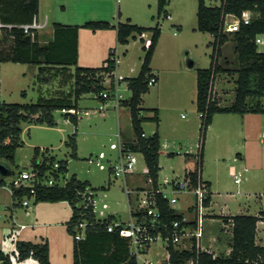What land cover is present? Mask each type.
Instances as JSON below:
<instances>
[{
  "label": "rangeland",
  "instance_id": "1",
  "mask_svg": "<svg viewBox=\"0 0 264 264\" xmlns=\"http://www.w3.org/2000/svg\"><path fill=\"white\" fill-rule=\"evenodd\" d=\"M203 1L206 6H215L220 3V0ZM197 5L198 0H167L158 15L157 0H42L41 14L46 13L48 17L47 26L39 32L42 42L52 36L53 23L82 25L89 20L105 19L116 24L119 13L122 21L130 17L138 25L145 27L158 25L160 27L161 33L155 57L159 82L149 87L148 92L142 96L140 104L141 116L144 118L152 116V108L159 111L161 119L159 128L162 133L158 159L159 179L165 175L171 176L172 171L181 174L186 166L191 168L194 159L186 158L184 151L196 150V144L199 141L200 118L195 106L196 76L197 69L210 66L212 48L209 43L213 37L208 32L197 30ZM167 15L171 17L167 18ZM78 34V66L100 67L107 57L108 48L104 54L105 47H108V43H112L111 47H117L120 52L119 70L133 67L137 71L139 68L143 57V42L138 39L130 40L129 46L123 47L114 39L101 37L97 32L84 27L79 28ZM259 38L262 39V43L258 44V47L264 52V34ZM147 42L146 38L144 43L147 44ZM9 43L8 41L7 44ZM125 48H128L127 52L121 51ZM190 60L193 62L192 66L188 65ZM217 63L221 68H228V70L236 67L231 34H229L228 42L221 48ZM0 72L4 74L6 85L9 86L4 100L0 98V101L4 102L32 103L36 102L40 95L44 97L65 96V92L73 88V79L68 78V72L62 70L45 71L43 76L49 81L44 83L37 81L36 65L7 62L0 65ZM235 77L236 74L233 71L215 74L212 93L221 105L232 101ZM122 93L126 98L130 96L128 90ZM112 103V100L108 102L107 109L103 113L81 114L76 127L66 121L61 112H55L56 125L53 127L22 124V144L15 151L13 171L17 172V169L23 170L29 167L34 147H51L57 156L56 159L67 160V177L75 174L81 180H88L92 187H106V189L96 191L97 206L100 207L105 202L108 205V211L115 213L118 220H126L128 211L125 194L121 188L122 179L114 178L107 169L101 170L95 163L87 161L89 156H95L100 151L114 156L115 152L109 150V144L116 141L117 125L124 137L134 136L128 107L121 106L117 116ZM98 105L99 102L92 93L84 94L79 100L82 111L97 109ZM236 116L228 118L220 114L215 117L211 131L210 126L206 131L201 170L203 179H208L213 185L212 189L215 192L213 212L215 213L223 208L224 211L235 214L239 213V208L242 207H244L243 212L253 213L258 205L257 202L260 201L259 198L264 204V139L262 143L260 142L261 144L252 143L251 147L248 144L245 148H241L242 139L238 130L242 118L239 115ZM261 116L252 122L255 130L264 126V121H262L264 115ZM142 128L149 135L155 131L157 125L150 120H145ZM75 129L76 157H70V147L65 144V141ZM164 142L167 143L166 148L162 146ZM168 152L174 154L168 155ZM237 153H241L245 161L242 162L237 157ZM143 164V159L139 157L138 170L142 169ZM230 165H234L236 171L241 174L238 184L234 182L233 176L229 173ZM244 167L247 168L246 172L242 171ZM12 178V175L0 176L6 184L10 183ZM192 201V194L181 195L179 206L184 209ZM12 202L9 189L0 186V237L1 229L5 231L12 221L10 217L12 208L15 210L14 216L18 223L31 224L33 222V211L38 203L31 204L30 214L25 216L23 208L19 204L13 205ZM52 204L39 202L38 216L40 218L34 223L45 222L49 225L53 218L44 217L52 214L55 221H62V225L60 222V227L44 225L31 228L28 226L18 235L17 240L27 239L37 242L41 238L48 239V235H51L52 257H57L59 264H71L72 241L64 225L71 215V208L66 201ZM212 218L215 219H205L203 224L206 234L208 232L219 233L223 225L219 217ZM5 238L8 237L5 236ZM63 239H65L64 244ZM226 239L227 236L224 235L220 251L227 250ZM1 245L8 250L9 245L6 244L7 248L3 243ZM166 256L167 251L160 243L153 245L145 255L152 264H167Z\"/></svg>",
  "mask_w": 264,
  "mask_h": 264
},
{
  "label": "trees",
  "instance_id": "2",
  "mask_svg": "<svg viewBox=\"0 0 264 264\" xmlns=\"http://www.w3.org/2000/svg\"><path fill=\"white\" fill-rule=\"evenodd\" d=\"M166 3L167 0H157L158 15ZM5 7L0 6V22L3 25L1 26L0 62L38 66V82L48 81V78L43 76L47 70L66 71L68 72L67 77L73 79V88L68 89L65 96L44 97L40 95L36 102L32 103L0 101V159L14 165L15 151L22 144V124L53 127L56 125L54 114L59 111L76 127L78 116L63 112V110L79 109V100L82 95L98 94L105 88L102 84V74L112 72L115 64L108 53L100 67L77 65L80 27L92 31L115 27L117 43L121 45L128 44L130 40L136 39V36L141 33L150 32L149 44L142 46L143 57L137 74L126 78L130 96L121 100V105L127 106L129 109L135 136L132 141H123L124 145L142 155L149 168L153 184L156 185L160 155L158 131L156 128L152 134H146V136L141 134L144 133L142 123L145 120L158 124V113L157 109L152 108V116L144 118L141 116L140 104L142 95L149 90L147 81L153 75L150 62L161 33L160 27L158 25L144 27L132 23L129 18L123 22H117L116 25L103 19L89 20L82 25L53 23L52 38L41 43L38 41L36 31H34L32 39L20 27L21 24L32 22L38 12V0H28L22 9L8 10ZM244 10L250 12V23L241 24L237 31H225L224 16L226 14L240 16ZM196 16L197 30L208 32L213 37L209 43L212 48L210 66L197 69L196 76L195 106L197 113L200 114V149L196 168L199 167L201 171L206 131L215 114H264V52L258 51L255 42L258 34H264V0H220L219 5L215 6H206L203 0H198ZM9 24L12 26H5ZM229 34L233 40V51L237 63L232 70L221 68L217 63L222 46L229 40ZM8 41L9 44H7ZM72 66L73 68H71ZM223 71H233L236 74L233 99L225 105H221L212 93L214 76ZM75 137L76 129L68 135L65 141V144L70 147V157H76ZM172 154L174 153H168V155ZM38 158L41 159L40 163H37ZM54 161L59 164L58 172L65 174L67 160L56 159L50 155L48 148L34 147L30 165L38 170L40 176L52 169ZM20 171L18 170V172ZM186 176L190 178V187H193L196 171H188ZM3 184L4 181L0 179V186ZM10 187L14 204L18 205L23 196L30 195L28 188L16 187L13 182L10 183ZM86 187H90L94 191L106 189L104 186L92 187L87 180H80L75 174H71L64 186H37L34 203L67 201L72 208V213L66 222V229L72 236L76 232V222L85 219L89 223L83 239L73 238V264H137L135 257L130 254L127 240L121 237L118 231L109 232L106 229V224L113 220L114 216L110 215L103 222H97L90 208L85 209L77 206L82 198L80 193ZM15 200L17 202H14ZM208 201L209 198L205 201V206ZM158 205L164 222L174 219L182 220V215L169 207L167 201L160 196H158ZM230 219L232 236L228 256H214L212 253L198 249L195 243L189 249H179L170 244L167 247L168 264H188L189 261H192V264H264V246L258 245L255 241L256 223L259 218L254 215L238 214L231 216ZM183 224L184 222H182ZM27 258H34L39 264H50L48 242L46 240L40 243L16 240L14 248L9 252L4 251L0 246V264H23L22 262Z\"/></svg>",
  "mask_w": 264,
  "mask_h": 264
},
{
  "label": "built area",
  "instance_id": "3",
  "mask_svg": "<svg viewBox=\"0 0 264 264\" xmlns=\"http://www.w3.org/2000/svg\"><path fill=\"white\" fill-rule=\"evenodd\" d=\"M169 18V15H167ZM230 20V22H228ZM250 23V12L244 10L240 16H234L232 14H226L224 16V30L225 31H237L241 24ZM1 26H3L1 24ZM43 26L40 23V19L33 18L31 23L21 24L20 27L23 31L30 35L33 39L34 31L37 32ZM136 39L143 41L146 39V35L141 33L136 36ZM150 37L148 38L147 44L143 42L142 46L149 44ZM256 44L262 43L259 36L255 38ZM121 45V44H119ZM110 59L113 60L115 67L112 72L103 73L102 84L105 87L98 94H93L94 98L98 100L99 105L97 109L81 110V109H68L63 112H69L76 114L78 118L81 114L89 113H103L107 109V104L110 100L113 101L112 107L118 109L121 106V100L125 99L122 91L128 90L127 77L122 74L119 70V50L117 47L109 49ZM106 65V63H105ZM133 67H130V71H133ZM135 76V75H134ZM157 82L156 74L149 78L147 81L148 87L155 85ZM200 116V114H198ZM69 121L68 118H65ZM70 122V121H69ZM142 136H146V133H142ZM116 141L109 144V150L114 151V156L106 154L100 151L95 156H89L87 161L89 163H95L99 169H107L114 178H121L123 180V191L126 195L128 204V218L126 220H118L114 218L106 224V229L109 232L118 231L121 237H124L128 242L130 254L135 257L137 264H152V262L145 257L150 251L151 247L157 243H160L163 248L167 251V247L170 244L177 245L181 244L183 249L190 247L193 243L198 248L199 240L203 233V216L205 209V201L210 196L209 186L202 180L200 168H196L197 156L200 149V142L196 145V151L194 152V167L192 170H186L181 175L176 174L172 171V175H165L161 179H157L156 185L153 184V180L149 175V168L144 164L141 170H138L137 164L139 157L142 155L139 152L133 151L124 145V142L120 138L119 132L115 134ZM169 153V152H168ZM185 154L188 151L184 152ZM41 159L38 158L37 163H40ZM59 164L54 161L52 169L46 171L42 176L39 175L38 170L29 165L28 168L21 170L15 176L13 183L16 187H24L29 189L30 195L23 196L20 200L19 205L23 208L25 216L30 214V205L34 203L35 188L37 186H64L67 182L66 173L62 174L58 172ZM196 171L195 185L190 187V178L186 176V172ZM54 172V173H53ZM140 173L144 178V186L130 188L126 182V178L130 175ZM230 174L234 178L235 183L240 182L241 174L234 168H231ZM81 194V200L77 203L78 207L90 208L97 222H103L104 219L108 218L111 212L108 211V205L104 202L97 206V193L90 187H86ZM182 194H192L193 201L191 203L194 212V224L192 226L182 225L186 219L182 220L174 219L170 222H164L161 217V212L158 205V196L166 200L169 207L178 201V198ZM133 198L134 203L131 202ZM87 220L83 219L75 223V234L74 239L80 240L85 236V231L88 226ZM27 224H18L17 228L12 230L9 234L10 239V251L14 248V243L17 240L19 232L24 229ZM8 252V251H7ZM168 251L166 261L168 260ZM142 261V262H141ZM168 264V262H167ZM192 264V261H189Z\"/></svg>",
  "mask_w": 264,
  "mask_h": 264
},
{
  "label": "crops",
  "instance_id": "4",
  "mask_svg": "<svg viewBox=\"0 0 264 264\" xmlns=\"http://www.w3.org/2000/svg\"><path fill=\"white\" fill-rule=\"evenodd\" d=\"M27 1L28 0H0V6L1 7H5V8H7L8 10H15V9H22L24 6H25V4L27 3ZM41 5H42V0H38V12H37V14H36V18L37 19H40V23H42L43 24V26L40 28V29H38L37 30V34H38V41L39 42H41V43H45V42H47V41H49L51 38H52V36L51 37H48L47 38V40L46 41H44V42H42L41 40H40V30H42L43 28H45V26H47V24H48V17H47V14L46 13H44L43 15L41 14ZM171 16L169 15V18H170ZM121 18V15H120V13H119V15H118V21L117 22H123V21H125V20H123L122 21V19H120ZM127 18H129L130 20H131V22L132 23H134L132 20V18H130V17H126L125 19H127ZM105 20V19H104ZM110 22V21H109ZM111 23V22H110ZM1 22H0V40H1V38H2V30H1ZM62 24V23H61ZM112 25H116V24H113V23H111ZM135 24H137V23H135ZM5 26H7V27H11L12 25L11 24H9V25H5ZM142 26V25H141ZM145 27V26H144ZM95 32H97L98 34H99V36H101V37H107V38H109L110 37V39L112 38V39H114L116 42H117V38H116V34H117V31H116V28L115 27H111V28H108V29H99V30H96ZM52 33H53V28H52ZM78 33H79V31H78ZM101 33V34H100ZM97 34V35H98ZM145 35H146V38L148 39L149 37H150V32H145L144 33ZM260 35H262V34H258L257 36H260ZM109 39V40H110ZM145 41V39L142 41V42H144ZM261 41H262V39H261ZM130 42V41H129ZM228 42V41H227ZM111 44L112 43H108V47H105V51H104V54H106V49L108 48V50L110 49V48H112L111 47ZM118 44V43H117ZM258 44H260V43H258ZM258 44H257V46H258ZM121 46H123V47H127V46H129V43L128 44H125V45H121ZM156 49H157V45H156V47H155V50H154V53H153V56H152V59H151V62H150V68H151V70H152V72L153 73H155L156 74V77H157V82H156V84L155 85H157L158 84V82H159V73H158V69H157V67L155 66V57H156ZM123 50H125L126 52L128 51V48H125V49H122L121 51H123ZM143 51V50H142ZM258 51H261V49L258 47ZM261 52H263V51H261ZM108 54V53H107ZM78 59H79V34H78ZM78 61V60H77ZM4 63H7V62H0V65L1 64H4ZM140 64H141V62H140ZM81 67V66H80ZM83 67V66H82ZM84 67H86V66H84ZM71 68H73V66L71 67ZM139 68H140V65H139ZM139 68L137 69V71H136V69H134L133 71H130V67L128 68V69H122V70H120V72L122 73V74H124V75H126V76H134L135 74H137V72H138V70H139ZM37 69H38V66H37ZM0 98H3V100H4V96H5V94H6V92H7V88L9 87H7V85H6V79H5V76H4V74H2L1 72H0ZM235 74V73H234ZM236 78V77H235ZM235 80V79H234ZM49 81V80H48ZM44 82H46L45 80H42L41 82H39V83H44ZM146 94V93H145ZM144 95V94H143ZM142 95V96H143ZM83 96V95H82ZM81 96V97H82ZM216 98V97H215ZM1 100V99H0ZM9 103V102H8ZM121 106H123V105H121ZM120 106V107H121ZM120 107L116 110V109H113L115 112H116V114H117V116H118V114H119V109H120ZM79 109H81V107L79 106ZM82 110V109H81ZM59 112V111H58ZM157 113H158V124H157V131H158V135H159V140H161V135H162V133H161V131H160V128H159V123L161 122V119H160V117H159V111H158V109H157ZM220 114H224L225 116H227L228 118H234V117H237L236 115H239V114H234V113H217V114H215L214 116H213V118H212V122H211V124L209 125L210 126V131H211V127H212V124H213V122L215 121V117H218ZM130 115V114H129ZM261 115H264V114H259V113H246V114H244V115H239L241 118H242V121H241V126H240V128H239V130H238V134H239V136H241V139H242V143H241V145H240V147L241 148H245V146L246 145H250V147L252 146L251 144L252 143H255L256 145L257 144H261L262 142V140L264 139V126H260L258 129H256L255 130V127L252 125V122H254V121H256L257 119H258V117H262ZM264 117V116H263ZM79 119H81V117L79 118ZM78 119V120H79ZM262 121H264V118H262ZM209 126H208V128H209ZM208 130V129H207ZM117 132H119V134H120V138H121V140L122 141H124V142H128V141H132V140H134V138H135V136H133L132 138H129V137H124L123 136V134H122V131H121V129H120V127L117 125V131H116V133ZM145 132V131H144ZM75 140H76V137H75ZM205 142H206V138H205ZM205 142H204V148H205ZM261 142V143H260ZM197 145V144H196ZM163 148H166L167 147V143L166 142H164L163 143ZM40 148V147H39ZM43 148H48V151H49V153H50V155H53L55 158L57 157L56 156V154H54V152H53V149L51 148V147H43ZM160 148H161V144H160ZM204 148H203V155H204ZM42 149V148H41ZM188 151V150H187ZM196 150H189L188 151V153L186 154V158H188V159H194V152H195ZM184 152H186V150L184 151ZM237 157L243 162V161H245V157L241 154V153H237ZM244 157V158H243ZM237 158V159H238ZM32 159V158H31ZM58 159V158H57ZM66 160V159H65ZM30 162H31V160H30ZM202 162H203V157H202ZM10 164V163H9ZM193 166L191 167V168H189L188 166H186L184 169H183V172H185L186 170H192L193 169V167H194V160H193ZM11 165V167L13 166L12 164H10ZM67 166V165H66ZM202 167V166H201ZM231 168H234V165H230L229 166V173H230V171H231ZM235 169V168H234ZM17 170H21V169H17ZM236 170V169H235ZM242 171H247V168L246 167H244L243 168V170ZM182 172V173H183ZM18 173V171L17 172H14V175H12L13 176V178H12V181L11 182H13V180L15 179V176H16V174ZM67 173V172H66ZM181 173V174H182ZM200 173H201V178H202V180L209 186V189H210V196H209V201H208V204L205 206V209H204V216H203V224H204V222H205V219H209V220H214L215 218H212V217H219L220 219H221V221H222V223H223V225L220 227V232L219 233H212V232H208L207 234H206V231H205V229L203 228V233H202V237L200 238V240H199V246H198V249H200V250H202V251H207V252H209V253H212L214 256H217V255H222V256H228L229 255V253H230V240H231V236H232V222H231V219H230V217L231 216H234V215H238V214H246V215H254V216H257L258 218H259V220L257 221V223H256V235H255V241H256V243L258 244V245H263L264 246V204H263V201H261V198H259V202H257L258 203V205L256 206V209L254 210V212L253 213H248V211H242V208H244V207H242V208H239V213H235V214H233V213H231V212H226V211H224L223 210V208H220L218 211H217V213H215V212H213V206H214V204H215V202H214V199H213V197H214V195H215V192L213 191V189H212V187H213V185H212V183H211V181H209L208 179H203V176H202V170L200 171ZM181 174H179V175H181ZM70 176V175H69ZM68 176V177H69ZM159 177V176H158ZM79 179V178H78ZM1 180H3L4 181V179H1ZM81 180V179H80ZM88 181V180H87ZM10 182V183H11ZM89 182V181H88ZM126 182H127V184H128V186L130 187V188H135V187H142V186H144L145 184H144V178L142 177V175L140 174V173H136V174H133V175H130V176H128L127 178H126ZM10 183H8V184H6L5 183V181H4V184L3 185H1L2 187H5V188H7V189H9V195H10V197L12 198V200H13V197H12V191H11V187H10ZM90 183V182H89ZM240 183V182H239ZM238 184V183H237ZM90 185H91V183H90ZM122 191H123V180H122ZM123 193H124V191H123ZM182 195H184V194H182ZM187 195V194H186ZM226 195V194H225ZM250 195V194H249ZM181 196V195H180ZM180 196H179V198H180ZM259 196H260V194H259ZM224 197H229V196H224ZM179 198H178V201L173 205V209L177 212V213H179V214H181L182 215V218H185L186 219V221L184 222V224L185 225H187V226H192L193 224H194V212H193V209H192V207H190L191 206V203L190 204H188V205H186L185 207H184V209H183V207H181V206H179ZM132 200H131V202L132 203H134V200H133V198H131ZM256 201V200H255ZM40 202H45V203H50L51 205H53L52 203H56V202H60V201H56V202H47V201H40ZM67 202V201H66ZM125 202H126V205H127V211H128V204H127V200H126V195H125ZM38 203V204H37ZM36 204V206H35V210L33 211V218H32V223L31 224H28V223H26L27 224V226L24 228V229H26L28 226L29 227H31V228H34L35 226H38V227H42V226H50V227H53V226H58V227H60V222H61V225H62V221H55L54 220V217L52 216V214L51 215H49V216H45L44 218H46V217H51V218H53V219H51V222H49L50 224L49 225H47L45 222L44 223H34V221H36L37 222V220L40 218L38 215H39V212H38V209H39V202H37ZM68 203V202H67ZM12 204L13 205H16V204H14L13 202H12ZM69 204V203H68ZM70 205V204H69ZM70 208H71V206H70ZM210 210L212 211V212H210ZM248 210V209H247ZM14 209L12 208V209H10V217H11V223H9V225L5 228V231H4V229H1V237H0V246H1V248L4 250V251H10V239L9 238H5V236H7V237H9V234L12 232V230H14V229H16L17 228V226H18V224H21V223H18L17 222V220H16V217L14 216ZM71 213H72V208H71ZM111 214H112V216H114V218H116V216H115V213H113V212H111ZM71 216V215H70ZM211 217V218H210ZM70 218V217H69ZM226 218V219H225ZM117 219V218H116ZM69 220V219H68ZM67 220V221H68ZM67 221H65V231H66V233L69 235V237H71V255H72V247H73V236L67 231V229H66V222ZM25 224V223H24ZM64 227V226H63ZM24 229H22L20 232H19V234L18 235H20L21 233H22V231L24 230ZM50 231H51V229H50ZM6 233V234H5ZM49 233H47V235H48ZM224 235H226L227 236V239L225 240V243H227V250H225V251H220V249H221V247H222V244H223V239H224ZM2 236H3V238H2ZM50 236L51 235H48V239H44V238H41L39 241H37V242H34V243H40V242H43V241H47L48 242V246H49V262H50V264H59V263H57V261H58V258L56 257H52V250H53V243H52V239H50ZM70 239V238H69ZM18 240H21V239H18ZM64 240L65 239H63V244H64ZM24 241H31V240H27V239H25ZM31 242H33V241H31ZM4 244L6 247L5 248H7V245H9V248H8V250H5L4 249V247L1 245V244ZM7 244V245H6ZM188 245V248L187 249H189L190 248V243H188L187 244ZM176 248H179V249H183L182 248V246H181V244H177V245H174ZM167 262V261H166ZM23 264H39L38 263V261L36 260V259H34V258H27V259H25L23 262H22ZM71 264H73V257H72V260H71ZM188 264H189V262H188Z\"/></svg>",
  "mask_w": 264,
  "mask_h": 264
},
{
  "label": "water",
  "instance_id": "5",
  "mask_svg": "<svg viewBox=\"0 0 264 264\" xmlns=\"http://www.w3.org/2000/svg\"><path fill=\"white\" fill-rule=\"evenodd\" d=\"M188 65L192 66L193 62L190 60L188 62ZM3 175H14V171L8 162L0 159V176H3Z\"/></svg>",
  "mask_w": 264,
  "mask_h": 264
}]
</instances>
